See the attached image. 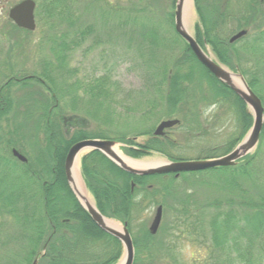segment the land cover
Here are the masks:
<instances>
[{
  "label": "rangeland",
  "instance_id": "1",
  "mask_svg": "<svg viewBox=\"0 0 264 264\" xmlns=\"http://www.w3.org/2000/svg\"><path fill=\"white\" fill-rule=\"evenodd\" d=\"M20 1L0 0V86L12 74L40 72L44 66L48 65L53 67V71H60L55 77L63 92L69 91L66 87L75 79L84 84H90L94 76L103 75L113 83V87L108 89L109 95L105 94L104 97L95 98L101 104L97 105L95 100L91 101L89 96L78 91L76 94L81 99L76 98L77 103L73 111L69 108L70 97L63 98L62 104L65 106L63 115L66 118L74 116L87 120L86 126L89 130L99 127L109 137L124 134L125 138H134L133 140L136 142H142L147 138L144 135H136V132L152 127L155 129L163 120L177 119L178 124L165 129L162 135L167 139L163 146L175 160H198L224 155L222 153L226 144L238 137L239 127L236 125L235 108L232 105L228 108V103L225 102L222 103L225 107L221 104L207 105L203 103L202 113V110L198 109L200 108L199 104L196 107L185 105L184 112L195 111L196 115L192 116L193 121H190L189 118L181 121L182 113L181 115L176 113L166 116L164 112H161L162 109H157L160 111L158 113L145 112L152 106L153 101L159 102V99L158 92H152V94L144 90V73L151 70L160 71L162 67L169 71L175 58L181 55L185 46L174 30L176 0L173 3L171 0H67V3H64L67 7L65 11L71 15L63 21H59V18L46 19L43 14L46 0H33L36 5L34 10L35 29L30 32L21 28V30L12 29L9 25L11 21L8 19V10ZM247 1L203 0L206 9L204 20L210 28H213L215 24L214 29L219 30L217 34L237 50L241 58L240 64L244 69L262 71L264 68H260V66L264 65V44L262 43L261 51H258V42L252 38L255 28L263 22L264 0L253 1L255 14L251 19L247 17L248 10L245 8ZM217 10L225 12L224 21L216 16ZM242 16L243 19H241ZM238 18L240 20L237 21ZM238 22H248L249 26L236 28ZM197 24L201 25L195 7L191 5L186 18V27L194 37ZM241 29H247L246 35L249 36V41L238 40L229 43L230 37ZM73 31L74 37L79 36L81 31L90 32L84 37L79 36L82 39L76 40L79 43L66 54L54 47L51 48V41H49L51 38L58 41L57 37L61 33ZM69 40L67 39L66 42ZM247 43V50H250L248 58L242 50ZM204 49L218 61L210 45H204ZM61 55H64L65 60H63L62 68L56 69L58 57ZM195 66L198 70L200 69L199 66ZM68 68L73 70V74L67 75L66 69ZM26 85L19 87L12 83L9 87L14 101V110L12 109L2 118L3 120H0V157L8 159L14 157L11 150L15 145L17 147L15 150L27 158L29 164L33 166L39 163L36 156L43 147L44 135L41 129L38 132L33 130L35 128L31 121H34L39 115L38 110L35 109L36 106L31 109L33 118L28 121L23 118L26 106L28 107L32 103L28 96L29 93L37 95L36 89H34L37 87L36 85H34L35 87L29 86L30 84ZM204 85H206L205 82ZM39 91V94L45 96L44 88L39 87ZM111 105L114 108V113L101 114ZM88 111H97L96 117L94 115L95 119L85 113ZM107 118L111 120V123H103V119ZM191 123L192 126L189 128ZM195 124L200 129H196ZM33 133L37 136L36 138L33 137ZM9 140L16 142L17 145L10 144ZM116 147L121 154H124L120 143ZM14 158L12 160L15 162H21ZM163 159L166 157L153 153L138 160ZM20 168L15 164L0 161V196L16 197L20 206L25 208L27 202L28 210L36 211L37 209L33 210L29 206L32 203L30 180ZM45 176L44 173L41 174V183L47 181L48 178ZM207 176L208 174L203 175V171H197L183 172L181 177L176 180L170 176L167 178L153 177L149 180L154 185H160V187L166 185L167 188L166 190L157 189L155 195H158L152 197L155 202L148 204L145 210H142L143 212L138 213L136 221L132 222L130 226V233L132 236L137 235L142 226L148 229L153 220L156 205L158 202L164 203L162 219L154 236H156V242L162 243L161 247L168 245L169 251L162 259H158L157 264H175L174 262L197 264L202 262L206 256L207 249L204 247L206 245L202 241L203 221L206 220L207 214L203 216V210L207 212L209 210L203 209V206L210 204L213 198L219 194ZM87 195L93 202L88 191ZM37 200L40 201L38 196L36 205ZM181 206L192 210V214L189 215L191 220L184 222L182 218L181 220L175 216L174 210L180 209ZM23 212L19 208L15 215L20 217ZM20 225L23 229V223L14 220L11 213L3 209L0 202V249L7 252L4 264H20L24 259L21 257L23 253L19 252L23 251L20 245L24 243L18 240L20 239ZM73 233L75 237L76 233ZM25 244L26 242L22 246ZM105 244L107 245L106 242ZM90 246L92 251L88 254H98L95 259L97 263L103 262L110 254L109 247L105 250L106 252H102L103 247L105 248L102 242H93ZM76 253L74 251L72 254L68 253L67 256L74 259L72 257ZM141 257L143 258L142 255Z\"/></svg>",
  "mask_w": 264,
  "mask_h": 264
},
{
  "label": "trees",
  "instance_id": "2",
  "mask_svg": "<svg viewBox=\"0 0 264 264\" xmlns=\"http://www.w3.org/2000/svg\"><path fill=\"white\" fill-rule=\"evenodd\" d=\"M171 1L172 3L175 2V0ZM253 1L248 0L245 3L249 19L255 14ZM45 3L47 4L45 5ZM64 3H67V0H46L43 7L44 17L53 20L59 18V21L70 17L71 14L65 11L67 7ZM194 7L201 23V25L197 24L195 27L197 41L201 44L204 37L211 46L217 60L232 70L237 69L264 105V70L244 69L240 64L241 58L237 50L217 34L219 30L214 29L215 24L213 28H210L209 24L205 23L206 9L203 0H194ZM224 15L225 12H218L217 10L216 16L221 18L222 21H224ZM241 19H243V16ZM262 21V24L255 28V34L252 38V40L258 42V51H261L262 43L264 44V17ZM243 22H238L236 28L249 26L248 22ZM9 25L12 29H19L12 23H9ZM89 32L81 31L79 36L84 37ZM72 34L73 36H71ZM79 36L74 37V31L61 33L57 37L59 38L58 41L53 38L49 40L51 41V48L54 47V49L66 54L79 43L76 40L82 39ZM248 37V35H245L239 40L246 42L249 41ZM67 39H70L69 42H66ZM181 41L185 45L182 49L183 52L175 58L169 71L162 67L160 71L151 70L144 73V90L151 93L158 92L159 99V102L153 101L152 106L145 112L154 111L158 113L160 111L157 109H162L161 112H164L166 116L176 113L181 115L182 113L180 119L185 121L187 119L186 115L195 111L186 113L184 112V106L193 107L194 98H202L203 103L207 105L221 104L225 107L222 104L223 102L228 103V108L232 105L237 116L235 119L236 125L239 127L238 137L226 144L222 153L225 154L247 132L251 126L252 117L239 97L212 76L198 62L187 44L183 40ZM247 46L248 43L243 46L244 49L242 50L248 58L250 56L248 51L250 52V50H247ZM247 58L244 57V59ZM63 60H65L64 55L58 57L56 69L62 68ZM195 65L199 66L200 69L198 70ZM260 68H264V65ZM66 70L67 75L73 74V70L69 68ZM59 72L58 70L53 71V67L48 65L44 66L40 72L21 75L12 74L0 86V120L13 109L14 101L9 91L12 83L19 87L26 84L38 87L34 86L37 95L26 94L32 103L28 107L26 106L27 109L23 114V118L26 121L33 118L31 109L36 106L35 109L38 110L39 115L34 121H31L33 128H35L32 129L34 132L41 129L44 135L43 147L36 156L39 162L37 165L31 166L29 162H27L28 164L15 162L12 160L14 157L11 159L0 157L2 162L5 161L7 164L11 163L21 167L22 173L30 180L29 185L32 187V203L29 206L31 209L37 210L29 211L27 202L25 208L22 205L20 206L18 204L19 200L12 196H9L10 198L0 196V202L3 209L11 213L14 220L23 223V229L22 225L19 227L20 239L18 240L26 242V244L25 246H22L24 243L20 245L23 251L19 252L23 253L21 257H24L20 264L31 263L43 247L44 254L39 257L38 264H113L121 254V244L114 237L100 230L77 203L67 185L63 164L68 149L75 142L84 139H111L130 144L132 141L125 138L124 134L109 137L99 127L89 130L86 126L88 124L87 120L74 116L66 118L63 115L65 107L62 104L63 98L65 96L70 97L69 108L73 111L77 99H81L76 94L78 91H82L90 97L91 101L95 100V103L100 105L101 102L95 98L104 97L105 94L109 95L108 89L113 87V83L109 82L107 77L103 75L94 76L90 84H84L82 81L75 79L67 85L66 88L69 91L63 92L60 83L56 82L55 76ZM197 78L201 80H197ZM204 82L206 85H204ZM39 87L47 91V93L44 92L45 96L39 94ZM113 110L114 108L111 105L101 114L114 113ZM85 113L91 117L97 115V111ZM189 119L193 121L192 118ZM103 123H111V120L108 118L103 119ZM152 129L153 127L136 132V135L150 134ZM33 137L36 138L37 136L33 133ZM9 141L12 145L16 144L14 141ZM153 141L148 144L149 146L140 145L141 149L123 148V151L132 158L147 156L151 151H154L172 159L170 152L158 141V138L153 137ZM12 148L16 149L17 147L13 145ZM80 168L85 186L92 194L98 211L105 217L127 222L129 230H131V219L135 210L141 212L147 206L145 203L153 204L155 201L152 197L157 191V188L153 187L149 191L134 189L131 193L130 181L147 183L153 177L162 178L160 174L149 176L128 174L98 151H92L82 156ZM43 173L48 179L41 183L40 178ZM206 174H208L207 177L211 179L219 194L213 198L210 204L203 206V209L209 210V212L203 210V216L207 214L206 220L203 221V244L206 245L204 247L207 249V254L203 261L197 264H264V126L260 133L258 146L252 154L246 155L234 166L203 170V175ZM37 196L40 201L37 200L36 205ZM19 208L24 211L20 217L15 215ZM71 210L75 211L74 216L68 213ZM43 211H46V213L43 214ZM67 218L69 219L67 222L62 221ZM52 229L54 231L50 233ZM62 229L70 232L72 237L69 239L64 236L61 232ZM71 231L76 233L75 237ZM47 236H50L49 241H46ZM62 241H71L72 244L68 243L61 246ZM90 242H92L91 244L102 242L105 246L102 252H106L105 250L109 247L110 254L103 262H95L98 254H88L92 251ZM132 243L135 254L133 264H157L158 259H162L169 251L168 245L167 247H161L162 243L156 242V236L151 235L143 226L137 235L132 236ZM74 251L77 252L72 257L74 259L67 256L68 253L72 254ZM85 253H87L86 256H84ZM6 255L7 252L0 249V264H4L3 261Z\"/></svg>",
  "mask_w": 264,
  "mask_h": 264
},
{
  "label": "water",
  "instance_id": "3",
  "mask_svg": "<svg viewBox=\"0 0 264 264\" xmlns=\"http://www.w3.org/2000/svg\"><path fill=\"white\" fill-rule=\"evenodd\" d=\"M194 6L193 0H176L174 10V30L176 34L187 44L198 62L205 67L219 82L226 85L246 105L252 123L246 134L228 153L212 158L198 160L167 159L156 160L153 163L132 159L122 154L123 160L114 148L117 142L108 139H84L75 142L68 149L64 159V175L67 185L80 207L87 213L91 221L103 232L118 240L122 246V255L115 264H133L134 248L127 224L115 221L103 216L96 208L94 202L84 199L82 191L87 193L86 186L80 173L81 157L91 151H98L115 164L122 171L131 175H155L170 174L178 176L183 172H197L217 167L234 166L240 159L251 154L258 145L260 133L264 126V105L259 97L251 90L243 75L237 70H230L210 54L203 50L188 32L186 27V14ZM35 2L33 0H21L8 10V18L18 27L27 31L35 29L34 19ZM247 34V29H241L232 35L229 43H233ZM178 124L177 119L161 121L153 131V136H162L163 131ZM134 139V138H133ZM12 155L21 162L26 158L17 150H11ZM161 221V206L155 210L153 220L148 228L154 235ZM44 254V247L32 260L31 264H38V259Z\"/></svg>",
  "mask_w": 264,
  "mask_h": 264
},
{
  "label": "flooded vegetation",
  "instance_id": "4",
  "mask_svg": "<svg viewBox=\"0 0 264 264\" xmlns=\"http://www.w3.org/2000/svg\"><path fill=\"white\" fill-rule=\"evenodd\" d=\"M10 23H12V22H10ZM13 24V23H12ZM194 37V36H193ZM194 39H195V41L199 44V46L200 47H202V49L203 50H205L204 49V45H209L208 43H207V41L204 39V38H202V42H201V44L197 41V39H196V37H194ZM225 67H227V68H229L230 70H231V68L230 67H228V66H225ZM46 91V90H45ZM44 91V92H45ZM45 93H47V91L45 92ZM193 101H194V105L193 106H197V104H199V107L200 108H198L200 111H201V113L203 112V99L202 98H194L193 99ZM196 114L195 113H190V114H187L186 116H187V118H193L192 116H195ZM190 126H192V123L190 124ZM195 127L196 128H198V129H200L199 128V126L197 125V124H195ZM153 131H154V128L151 130V133L150 134H144V136H147V138L144 140V141H142V142H136V141H134L133 139H130V138H128V139H130L131 141H132V143H130V144H127V143H122V142H119L120 143V145H121V149H122V151H123V148H127V149H134V150H137V149H141V146H143V145H145V146H149L148 144L150 143V142H154L153 141V137L155 138H158V141L163 145V144H166V142H167V139H165V137H162V136H153ZM189 136H191V134H189ZM169 142H171V141H169ZM141 145V146H140ZM92 152V151H91ZM90 153V152H89ZM123 153H124V155L125 156H128V155H126L125 154V152L123 151ZM153 153H157V152H154V151H151L150 152V154L149 155H151V154H153ZM88 154V153H87ZM159 154V153H158ZM86 155V154H85ZM148 156V155H147ZM128 157H130V156H128ZM144 157V156H143ZM165 157V156H164ZM130 158H132V157H130ZM140 158H142V157H139V158H132V159H140ZM166 159L167 160H172V161H174L175 159H170V158H167L166 157ZM27 162H29L28 161V159L26 158V162H21V163H23V164H26ZM80 163H81V161H80ZM28 164V163H27ZM63 167H64V164H63ZM80 173H81V168H80ZM183 173H180L178 176H175L173 173H170V174H161L162 175V178H167V177H171L172 179H177V178H180L181 177V175H182ZM82 176V175H81ZM147 176H149V175H147ZM83 179V178H82ZM85 184V183H84ZM153 187H155V188H157V189H159V190H165L166 188H167V186L166 185H162L161 187H160V185H154V183H152V182H149V180L147 181V183H141V182H134V181H130V192L132 193V191L134 190V189H137V190H140V191H142V190H151ZM86 189H87V187H86ZM87 191L89 192V190L87 189ZM90 193V192H89ZM161 193H162V191H161ZM90 195L92 196V194L90 193ZM158 194H156V195H153V197H156ZM139 196H142V195H139ZM92 199H93V202H94V204H95V200H94V198H93V196H92ZM157 201V200H156ZM157 203V202H156ZM145 205H148V202H147V204L145 203ZM158 206H161V219H162V209H163V207H164V205H163V203L161 204V203H159L158 202V204L156 205V207H158ZM145 210V209H144ZM142 211V210H141ZM140 211H137V210H135V213L132 215V219H131V224H132V222H134V221H136V219H137V217H138V213H139ZM143 212V211H142ZM46 213V211H43V214H45ZM71 216H74V213H75V211H73V210H71V211H69L68 212ZM101 213V212H100ZM174 213H175V216H177L179 219H183V221L185 222L186 220H191V217L189 216L190 214H192V210L191 209H186V208H184V206H181V208L180 209H176V210H174ZM103 215V214H102ZM104 216V215H103ZM108 218V217H107ZM111 219H113V218H111ZM181 219V220H182ZM69 219L67 218V219H63L62 221H68ZM113 220H115V221H118V220H116V219H113ZM161 222V221H160ZM180 222V221H179ZM122 223H124V222H122ZM126 224H127V222H125ZM139 223V222H138ZM188 223H190V222H188ZM127 229H128V231H129V234H130V236H131V240H132V235H131V233H130V230H129V228H128V226H127ZM148 230V229H147ZM54 230L52 229L51 230V232L50 233H52ZM61 232L64 234V236H66V237H68L69 239L72 237V234L70 233V232H68L67 230H64V229H62L61 230ZM71 232H73V231H71ZM149 232V231H148ZM157 232V231H156ZM109 235V234H108ZM154 236V235H153ZM49 241L50 240V236H47L46 237V241ZM203 242V241H202ZM72 244L71 243V241H62L61 242V244ZM43 245H45V244H43ZM171 248H172V246H171ZM121 255H122V250H121V254H120V256H119V258L121 257ZM134 256H135V254H134ZM118 258V259H119Z\"/></svg>",
  "mask_w": 264,
  "mask_h": 264
},
{
  "label": "bare ground",
  "instance_id": "5",
  "mask_svg": "<svg viewBox=\"0 0 264 264\" xmlns=\"http://www.w3.org/2000/svg\"><path fill=\"white\" fill-rule=\"evenodd\" d=\"M188 15H189V11L186 14V18L188 17ZM114 150L117 153V155H119L123 160H125L124 157L122 156V154L118 151L117 147H115ZM153 162H155V161H149L148 163H153ZM82 195L84 196L85 200H87L88 202L92 203L91 199L89 198V196L87 195L86 192L82 191Z\"/></svg>",
  "mask_w": 264,
  "mask_h": 264
}]
</instances>
